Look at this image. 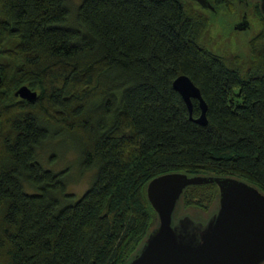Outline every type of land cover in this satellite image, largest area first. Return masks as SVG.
Here are the masks:
<instances>
[{"label":"trees","instance_id":"obj_1","mask_svg":"<svg viewBox=\"0 0 264 264\" xmlns=\"http://www.w3.org/2000/svg\"><path fill=\"white\" fill-rule=\"evenodd\" d=\"M191 2L0 0V264L128 263L158 227L146 189L164 174L231 177L264 195V16L249 58L230 61ZM182 75L205 126L172 87ZM22 86L36 99L15 97ZM66 139L92 173L80 196L70 170L40 160ZM218 200L214 184L188 187L174 222L204 226Z\"/></svg>","mask_w":264,"mask_h":264},{"label":"water","instance_id":"obj_2","mask_svg":"<svg viewBox=\"0 0 264 264\" xmlns=\"http://www.w3.org/2000/svg\"><path fill=\"white\" fill-rule=\"evenodd\" d=\"M212 10L207 0H191ZM264 14V0H259ZM1 82V74H0ZM187 107L190 119L207 125V106L200 90L187 76L172 84ZM16 97L33 101L37 93L20 87ZM192 100L200 116L192 118ZM216 185L218 210L204 226H195L188 218L174 222V212L183 192L191 186ZM147 199L157 215L158 227L144 246L126 264H263L264 263V195L256 188L231 177H188L169 173L153 179L146 189Z\"/></svg>","mask_w":264,"mask_h":264},{"label":"rangeland","instance_id":"obj_3","mask_svg":"<svg viewBox=\"0 0 264 264\" xmlns=\"http://www.w3.org/2000/svg\"><path fill=\"white\" fill-rule=\"evenodd\" d=\"M247 2L248 5L246 6L245 3H243V5H234V7H222L213 11L214 13L212 11L209 12V9V11L205 12V16L210 19V29L206 33V38L210 40L208 47L215 54L224 56L230 61L237 59H239L240 62L246 61L249 58L248 50L251 40L254 39L262 29L261 21L260 29H258L253 22L249 23L250 27L245 31L235 29V25L241 21V17L244 13L247 14L248 20L249 17L254 15V12L260 18L259 10L253 8L259 5V0H247ZM194 3H192V7L194 6V8H197ZM71 143L74 145L72 141L66 139L64 140V146L53 145L51 148H47L45 152H41L40 160L44 166L52 168L53 171L63 169L70 170L72 180L69 184V190L76 196H80L89 187L92 173L88 172L86 174H81L79 170L75 168L77 154ZM52 157L54 158L51 159ZM186 212L189 213L188 211ZM201 214L206 216L202 212Z\"/></svg>","mask_w":264,"mask_h":264},{"label":"flooded vegetation","instance_id":"obj_4","mask_svg":"<svg viewBox=\"0 0 264 264\" xmlns=\"http://www.w3.org/2000/svg\"><path fill=\"white\" fill-rule=\"evenodd\" d=\"M208 1V0H207ZM223 2H232L231 6L234 7V5H239V4H242L245 3V6L248 5V2L247 0H223ZM211 6V5H210ZM222 7H227V4L225 3V5L222 4ZM254 9H259V5H256L253 7ZM210 10V9H209ZM260 10V9H259ZM212 12L215 11V9L212 8L211 10ZM264 16V14H263ZM264 18V17H263ZM253 22L257 27L258 29H260V18L258 17L257 14H255L254 12V15L252 17H249V20L247 19V14L244 13L241 17V21L238 22L236 25H235V29H238V30H247L249 27H250V24Z\"/></svg>","mask_w":264,"mask_h":264}]
</instances>
